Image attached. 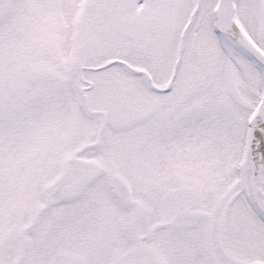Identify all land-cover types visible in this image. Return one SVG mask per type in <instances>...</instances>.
Instances as JSON below:
<instances>
[{
	"label": "snow or ice",
	"instance_id": "snow-or-ice-1",
	"mask_svg": "<svg viewBox=\"0 0 264 264\" xmlns=\"http://www.w3.org/2000/svg\"><path fill=\"white\" fill-rule=\"evenodd\" d=\"M0 264H264V0H0Z\"/></svg>",
	"mask_w": 264,
	"mask_h": 264
}]
</instances>
